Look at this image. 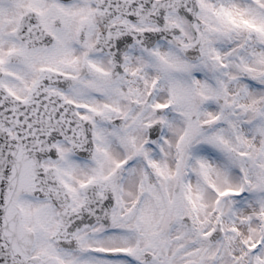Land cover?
<instances>
[{
    "label": "snow or ice",
    "instance_id": "6c2138e0",
    "mask_svg": "<svg viewBox=\"0 0 264 264\" xmlns=\"http://www.w3.org/2000/svg\"><path fill=\"white\" fill-rule=\"evenodd\" d=\"M0 264H264V0H0Z\"/></svg>",
    "mask_w": 264,
    "mask_h": 264
}]
</instances>
